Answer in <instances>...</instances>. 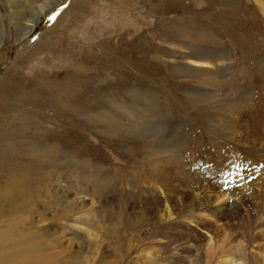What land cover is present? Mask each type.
<instances>
[{
  "label": "rangeland",
  "instance_id": "374dc122",
  "mask_svg": "<svg viewBox=\"0 0 264 264\" xmlns=\"http://www.w3.org/2000/svg\"><path fill=\"white\" fill-rule=\"evenodd\" d=\"M4 80L0 185L60 264H264V0H0Z\"/></svg>",
  "mask_w": 264,
  "mask_h": 264
},
{
  "label": "bare ground",
  "instance_id": "6f19581e",
  "mask_svg": "<svg viewBox=\"0 0 264 264\" xmlns=\"http://www.w3.org/2000/svg\"><path fill=\"white\" fill-rule=\"evenodd\" d=\"M46 7V4L39 7L36 10L37 13L35 16L41 14ZM35 19L36 18L34 17L33 22H35ZM27 33L28 31H26L24 35ZM5 85L6 82L4 80L1 82L0 86L2 87ZM17 88L18 85H10L7 87L3 94V96H6L5 99H12L11 96ZM53 89V91H55L57 88L53 86ZM56 93H59V91L57 90ZM10 149V147L5 146L4 149L0 150L4 152L5 150ZM4 161H6V159ZM0 163H2L1 159ZM18 188V191L21 190L19 193L21 200L23 203H26V193L24 194L23 188L20 184H18ZM0 195L2 196L0 199V264H60L63 259L60 251L54 250L53 252H49L51 248L57 249L60 242L49 244L50 241L48 242L47 233L45 230H42L44 227L39 226L37 227V230L34 229L35 227L32 218L35 213L34 208L30 207L33 208V210L31 209V215H29V217L24 216L23 212H21V216H17L16 213L19 212L20 209L22 210V208H20L19 204H16L17 201L15 202L13 199H7L9 191L5 184L0 185ZM6 213H8V215L15 214L12 219L15 226H12V230L8 234L6 231L1 230L2 225L7 223L2 220V216L6 215ZM28 213H30V211L27 212V214Z\"/></svg>",
  "mask_w": 264,
  "mask_h": 264
},
{
  "label": "snow or ice",
  "instance_id": "6c2138e0",
  "mask_svg": "<svg viewBox=\"0 0 264 264\" xmlns=\"http://www.w3.org/2000/svg\"><path fill=\"white\" fill-rule=\"evenodd\" d=\"M50 19H55V16H53V17H50Z\"/></svg>",
  "mask_w": 264,
  "mask_h": 264
}]
</instances>
